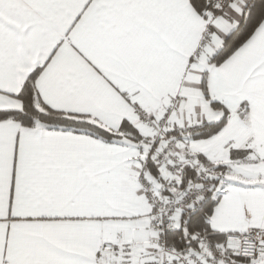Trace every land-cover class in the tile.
<instances>
[{"label": "snow or ice", "instance_id": "6c2138e0", "mask_svg": "<svg viewBox=\"0 0 264 264\" xmlns=\"http://www.w3.org/2000/svg\"><path fill=\"white\" fill-rule=\"evenodd\" d=\"M0 264H264V0H0Z\"/></svg>", "mask_w": 264, "mask_h": 264}]
</instances>
